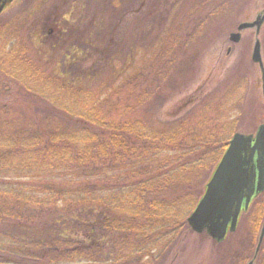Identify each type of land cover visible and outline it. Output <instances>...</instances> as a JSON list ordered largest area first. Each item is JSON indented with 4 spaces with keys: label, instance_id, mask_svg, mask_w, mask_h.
<instances>
[{
    "label": "trees",
    "instance_id": "16d2710c",
    "mask_svg": "<svg viewBox=\"0 0 264 264\" xmlns=\"http://www.w3.org/2000/svg\"><path fill=\"white\" fill-rule=\"evenodd\" d=\"M2 24L0 91L28 92L0 93V264H162L231 137L200 139L185 119L157 129L128 118L119 93L100 98L45 78L19 21ZM179 52L172 45L165 58ZM255 209L256 230L261 197Z\"/></svg>",
    "mask_w": 264,
    "mask_h": 264
},
{
    "label": "rangeland",
    "instance_id": "374dc122",
    "mask_svg": "<svg viewBox=\"0 0 264 264\" xmlns=\"http://www.w3.org/2000/svg\"><path fill=\"white\" fill-rule=\"evenodd\" d=\"M263 12L264 0H14L0 25L19 21L45 78L54 75L100 98L119 93L130 119L157 129L185 119L200 139L220 141L237 133L256 137L264 125V24L259 35L245 30L239 43L230 40ZM256 40L263 69L252 60ZM172 45L180 52L165 58ZM162 47L165 54L153 61ZM20 107L28 116L36 112L28 103ZM118 111L115 119L124 118ZM260 197L264 192L225 240L190 228L162 264H262L264 219L256 230L251 224Z\"/></svg>",
    "mask_w": 264,
    "mask_h": 264
},
{
    "label": "water",
    "instance_id": "95a60500",
    "mask_svg": "<svg viewBox=\"0 0 264 264\" xmlns=\"http://www.w3.org/2000/svg\"><path fill=\"white\" fill-rule=\"evenodd\" d=\"M13 1L0 0V14L6 5ZM263 24L264 14L252 23H242L237 33L231 34V42L239 43L241 32L245 30L256 29V34L259 35ZM252 60L263 69L260 40L255 42ZM262 192H264V125L260 127L255 138L239 133L233 136L207 184L202 199L188 218V224L193 232L201 234L206 231L213 240L221 242L225 240L228 232L235 231L242 210L249 209L253 196ZM248 264L255 262L251 261Z\"/></svg>",
    "mask_w": 264,
    "mask_h": 264
}]
</instances>
